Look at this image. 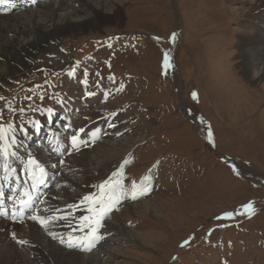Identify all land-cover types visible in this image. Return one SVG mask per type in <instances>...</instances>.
Here are the masks:
<instances>
[{"label": "rangeland", "instance_id": "rangeland-1", "mask_svg": "<svg viewBox=\"0 0 264 264\" xmlns=\"http://www.w3.org/2000/svg\"><path fill=\"white\" fill-rule=\"evenodd\" d=\"M66 1L68 10L84 7ZM94 1L106 14L90 19L99 28L48 41L51 51L37 53L24 74L0 69L4 128L26 127L41 110L71 102V76L80 70L74 98L95 102L92 123L115 113L110 126L122 130L96 143L86 161L65 158L43 209L56 205L77 232L110 225L114 235L94 264H264V92L243 79L238 50L244 23L257 22L258 13H244L255 1ZM57 51L59 65L51 62ZM109 204L116 209L100 216ZM44 225L43 245L49 239L65 251L63 231L58 241ZM1 235V258L20 250L6 264H45L14 234Z\"/></svg>", "mask_w": 264, "mask_h": 264}, {"label": "bare ground", "instance_id": "bare-ground-1", "mask_svg": "<svg viewBox=\"0 0 264 264\" xmlns=\"http://www.w3.org/2000/svg\"><path fill=\"white\" fill-rule=\"evenodd\" d=\"M16 1L17 2L30 1V2H27L26 5L17 6L18 9L13 10L11 13H7V11H0V69L1 67L2 68L6 67L11 77L24 74L25 71H28L31 67L33 57L40 51H44V52L51 51L52 48H50V46H47L48 41L49 42L51 40L55 41L56 39L59 40L62 36L67 35L69 33L80 35L86 33L88 30L91 29L95 30L100 27L99 25L100 22H98L97 24L95 23L92 24L91 22L92 20L90 19L105 14L101 2L98 3L97 1L94 0H78L80 3L84 5L83 9L81 10L78 9L68 10L66 8L67 5L66 0H16ZM230 1L232 3L241 2V0H230ZM254 1L255 2L250 5V8L244 10L245 11L244 13H247L248 15L249 13L251 14V16L252 13H254V15L255 13H258V16L254 18V20L257 22H252L253 20L246 21L240 33L238 50L242 62L240 63L239 67L242 71L241 73L243 79L249 83L252 82L258 83V86H260L262 92H264V10H263L264 0H254ZM14 4L15 3L11 5ZM117 14L120 15L121 13L118 11ZM105 18L108 19L107 16ZM8 34H12L13 37L7 38ZM54 55H56V58L51 59V62L52 64L59 65V63H61L60 53L57 51L56 54ZM80 74L81 71L77 70L76 72L73 73L71 77L72 87L67 96L69 97V100L71 99V102L63 103L61 106H58L56 109H54L51 113H53L54 115L55 114L57 115L59 113L65 115L66 119L69 122H71L70 125L73 127L75 126L77 128L78 135H80L81 132L80 124L82 122L88 121V123L86 124L87 127L86 136H87V141L89 143L97 140V138L93 134H95L99 130V128H101V126L105 127V124H109L110 123L109 121L111 120L110 119L109 121L106 120L105 124H102L104 122L92 123L94 119L93 117L96 116L95 114L92 113L94 111L92 109L95 108L94 107L95 102H93V104H90L89 101H92V99L90 100L85 99L83 100V102H81L82 100L79 101L76 98H74L75 93L73 94V92L75 91L76 88L75 85L77 84L78 79L80 78ZM86 105L87 107H84ZM76 110L79 111L80 115L69 116L70 113L75 114ZM89 111H91V113H89ZM14 132L17 136L16 140H11V136L10 135L8 136L9 137L8 143H11V145L7 146V143L0 142V156L2 157V158L0 157L2 159L0 162V181L5 182L6 184H7V180H12L13 178L16 179L18 175L17 173H19V171H17L16 173L12 172V170H14L16 166L15 159L24 156L26 157V159H28L29 153L32 159H35L34 156H36L38 159L40 158V155L38 154L36 147L33 146L32 149V145L30 146V143H23L24 142V140H22L23 136L17 127L14 128ZM102 132L104 133V131ZM118 132L120 133V131ZM33 133L34 132L30 133L31 135L30 140L33 139L34 136L37 138V135L35 133L33 135ZM44 136H46V134ZM111 136L114 135H111L109 133L101 134L100 138L108 139ZM19 143L20 146H18ZM95 146H96L95 143H93L92 146L91 144L87 146L86 148L87 150H84L83 148L78 150L77 153L72 155L73 157L72 160L74 162L77 160L78 161L88 160L90 158L89 155L91 152L90 149L91 148L94 149ZM5 149L7 151V155H10L11 157L8 164H7V155H5L3 151ZM12 152L17 156H12ZM68 157H71V155ZM65 158H67V156L64 157V161L67 162ZM41 164L42 166L48 169L49 174L53 172L52 165H49L50 163L46 162L44 159ZM7 172L8 173L11 172L12 177H8ZM88 174L89 172L87 173V175ZM8 183L12 184L14 182L8 181ZM49 196L45 198L43 203L53 202V200H51ZM56 207L57 206L55 205L53 209H56ZM144 207L151 214L156 215L158 211L157 207L154 206L152 201L146 202V206L144 205ZM41 209L43 210V207H41ZM37 214L38 213H35V215L30 217L28 220H25L24 223L21 224L28 230L27 233L24 232L25 235L21 233L22 229L18 228L17 225H19V223H7V220L3 221L1 219L0 225H2L1 227H4L5 231L0 230V236H3L1 235L2 233H7V232L14 234L15 240L18 241V244L21 245L28 244L29 246H31L29 250L33 251V253L36 254V256H38L39 258H42L41 262H44L45 264L49 263V261L52 259H54L55 261L57 260L56 261V263L58 262L57 264H94V261H96V254H82L79 252L66 251V249L65 252L60 247L53 245V243L49 239L46 242H44L45 243L44 246L43 245L44 240L42 238L46 234L41 233V230L39 229V226L42 225L41 221H44V219L43 217H40ZM50 224L56 226L58 225L53 221L49 223L47 222L43 223L44 227L49 230L48 235H54L55 238L59 241L60 236L56 235V233H59V231L50 228L49 227ZM9 228H13V229H9ZM71 234H77V233L72 232ZM61 240L63 241L62 237ZM13 247L14 246L10 247L9 249L7 248V250H9L8 251L9 253L5 254V256H3L2 258L0 257V264H6L7 262H5L3 259L7 258L9 255L11 257L15 256L16 250L17 252L20 251L16 247L14 250ZM49 247L52 253L49 251L48 249ZM12 251L13 253H11ZM3 253H5V251ZM15 261L16 259L14 260V262Z\"/></svg>", "mask_w": 264, "mask_h": 264}, {"label": "snow or ice", "instance_id": "snow-or-ice-1", "mask_svg": "<svg viewBox=\"0 0 264 264\" xmlns=\"http://www.w3.org/2000/svg\"><path fill=\"white\" fill-rule=\"evenodd\" d=\"M4 3H6V0H0V4H4ZM174 38H175V37H173V39H174ZM165 67H168L167 58L165 59ZM8 130H13V131H14V129H12V126H11V125H9L8 129H5V128L3 127V125H0V142H5V143H7V142L9 141V137L7 136V131H8ZM75 142H76V138L73 137V143L75 144ZM3 151H4V154L7 155V151H6V149L3 150ZM13 155H14V153H13ZM29 163H31V164H35V161H34V160H33V161H29ZM43 171H44L43 169H40V172H41V173H43ZM134 187H135V186H134ZM143 191L146 192L147 189H143ZM131 198H132L133 200H135V199L137 198V195H136V192H135V191H133V193H132V197H131ZM89 199H90V198H89ZM110 200H112V198H110ZM245 208H246L249 212L254 211L252 204H248V205H246ZM110 209H111V204L106 205V206H102V207L100 208L99 215H100V216H103L104 214H106L107 212H109ZM89 211H90V212H94L95 209H94V208H90ZM231 215H232L231 213L228 214L229 217H231ZM34 218H36V217H34ZM86 219H87V218H86ZM41 223L43 224L44 221H41ZM96 223L99 224V223H100V220L97 219ZM92 239H93V240L95 239V236H94V235H93Z\"/></svg>", "mask_w": 264, "mask_h": 264}]
</instances>
